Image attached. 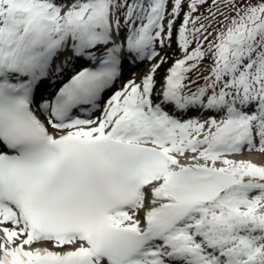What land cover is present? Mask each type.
<instances>
[{
  "label": "snow or ice",
  "instance_id": "6c2138e0",
  "mask_svg": "<svg viewBox=\"0 0 264 264\" xmlns=\"http://www.w3.org/2000/svg\"><path fill=\"white\" fill-rule=\"evenodd\" d=\"M246 153L264 156V0H0V264H264Z\"/></svg>",
  "mask_w": 264,
  "mask_h": 264
},
{
  "label": "rangeland",
  "instance_id": "374dc122",
  "mask_svg": "<svg viewBox=\"0 0 264 264\" xmlns=\"http://www.w3.org/2000/svg\"><path fill=\"white\" fill-rule=\"evenodd\" d=\"M206 6L205 8H201L200 12H205L206 10ZM184 11H187V7L185 5ZM183 18V12L181 13V17L180 19L176 20V27L179 26L181 20ZM167 21H165L166 23ZM160 56H162L165 59V63H163L161 65V67L159 68V70L156 73V81L158 83L159 86H161V84L163 83V77H165V74L167 72V70L172 66V64L175 62L176 59L181 57V52L179 51V49L177 48L176 44L174 42H171V46H165L163 48V50L159 51ZM160 57H157L155 60H152L150 63V68L152 67V65L156 64L159 61ZM207 63V61L205 62ZM146 65V62H144L142 65H140L137 69V71L135 73L134 76H130L129 80L131 79H135V80H140L145 74H147L150 70V68H142L141 70H139L142 66ZM166 65H168L166 67ZM166 69V70H165ZM128 81V80H126Z\"/></svg>",
  "mask_w": 264,
  "mask_h": 264
},
{
  "label": "bare ground",
  "instance_id": "6f19581e",
  "mask_svg": "<svg viewBox=\"0 0 264 264\" xmlns=\"http://www.w3.org/2000/svg\"><path fill=\"white\" fill-rule=\"evenodd\" d=\"M159 47V46H158ZM158 47H157V51H158ZM146 68H150L149 65H145ZM137 81V80H136ZM140 80H138L137 82H139ZM237 159H249V160H252L256 163H264V156H261V155H257V154H252V155H249V154H244L243 156H239L237 157Z\"/></svg>",
  "mask_w": 264,
  "mask_h": 264
}]
</instances>
